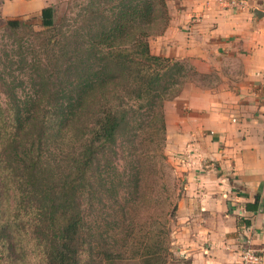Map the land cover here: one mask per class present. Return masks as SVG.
Masks as SVG:
<instances>
[{
  "label": "trees",
  "instance_id": "1",
  "mask_svg": "<svg viewBox=\"0 0 264 264\" xmlns=\"http://www.w3.org/2000/svg\"><path fill=\"white\" fill-rule=\"evenodd\" d=\"M39 19L40 31L24 19L4 23L31 41L1 80L0 245L15 254L25 238L42 264H80L86 200L118 202L131 188L123 171L108 177L119 171V144L134 146L143 134L164 142V104L205 75L151 52L149 38L169 23L167 0H88L60 19L48 5ZM141 183L135 175V190ZM169 255L164 240L143 252L147 264H169Z\"/></svg>",
  "mask_w": 264,
  "mask_h": 264
},
{
  "label": "crops",
  "instance_id": "2",
  "mask_svg": "<svg viewBox=\"0 0 264 264\" xmlns=\"http://www.w3.org/2000/svg\"><path fill=\"white\" fill-rule=\"evenodd\" d=\"M240 1L167 0L169 23L149 38L154 55L221 78L215 87L186 84L164 104L167 144L187 148L177 157L186 183L171 237L188 264H238L247 243L264 264V0ZM53 2L0 0V17Z\"/></svg>",
  "mask_w": 264,
  "mask_h": 264
},
{
  "label": "rangeland",
  "instance_id": "3",
  "mask_svg": "<svg viewBox=\"0 0 264 264\" xmlns=\"http://www.w3.org/2000/svg\"><path fill=\"white\" fill-rule=\"evenodd\" d=\"M87 1L54 0L51 6L55 7L58 19L76 17L81 6ZM39 12L11 19H24L32 29L40 31L42 28ZM6 20L8 19L0 17L2 100L4 96L1 91V80L3 73L6 72L5 67L18 68L19 60L25 55L23 47L31 41L26 31L12 36L4 28ZM155 32L151 37L157 36ZM35 43L38 44L37 41ZM27 56L33 58V53L29 52ZM7 57L13 60V63H9ZM180 61L190 64L186 60ZM196 78L187 84L215 87L221 81L215 73ZM133 145H128L125 141L119 144V160L116 163L119 171L115 173L110 170L108 176L116 181L120 171H123L126 180H130L131 188L119 191V194L124 195V199L114 202L98 193L97 196L100 195L101 199L98 198L99 196L90 198L83 205L86 245L80 256V264H147L143 257L145 245L156 244L163 240L170 254L166 257L169 264H184L183 260L186 261L173 252L171 237L173 219L169 217V212L181 197L186 183L184 174L177 167L179 163L177 157L185 154L187 148L184 150L183 147H186V144L173 138H170L167 144L166 136L163 142L158 135L154 136L153 142H150V135L143 134ZM133 147L138 150H134ZM177 147L181 152H178ZM138 169H141V172L136 174ZM135 175L142 179L140 189L136 190ZM107 187L110 188L111 185ZM114 193L113 191V196ZM126 237L128 242L124 245L123 239ZM7 240L9 244L17 242V238L13 235ZM23 244L26 246L22 247L17 243L15 254L11 250L6 252L0 245V264H12L10 260H14L15 264H42L38 251L31 250V243L24 238Z\"/></svg>",
  "mask_w": 264,
  "mask_h": 264
},
{
  "label": "built area",
  "instance_id": "4",
  "mask_svg": "<svg viewBox=\"0 0 264 264\" xmlns=\"http://www.w3.org/2000/svg\"><path fill=\"white\" fill-rule=\"evenodd\" d=\"M225 2L228 7H237L243 5L244 3L240 0H220ZM263 251L261 249L255 248L248 243L243 245L242 249L239 251V262L238 264H263L262 262Z\"/></svg>",
  "mask_w": 264,
  "mask_h": 264
},
{
  "label": "water",
  "instance_id": "5",
  "mask_svg": "<svg viewBox=\"0 0 264 264\" xmlns=\"http://www.w3.org/2000/svg\"><path fill=\"white\" fill-rule=\"evenodd\" d=\"M255 14H256V15H258V14H259V12H258V11H255Z\"/></svg>",
  "mask_w": 264,
  "mask_h": 264
}]
</instances>
